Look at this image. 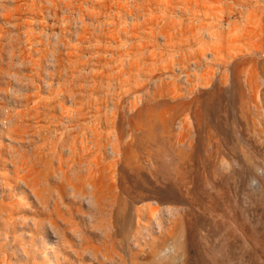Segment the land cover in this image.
Segmentation results:
<instances>
[{
	"label": "rangeland",
	"instance_id": "rangeland-1",
	"mask_svg": "<svg viewBox=\"0 0 264 264\" xmlns=\"http://www.w3.org/2000/svg\"><path fill=\"white\" fill-rule=\"evenodd\" d=\"M0 264H264V0H0Z\"/></svg>",
	"mask_w": 264,
	"mask_h": 264
}]
</instances>
